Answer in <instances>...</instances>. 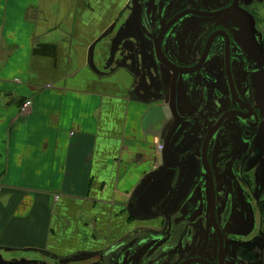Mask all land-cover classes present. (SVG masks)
I'll list each match as a JSON object with an SVG mask.
<instances>
[{"label": "crops", "instance_id": "0c3cea01", "mask_svg": "<svg viewBox=\"0 0 264 264\" xmlns=\"http://www.w3.org/2000/svg\"><path fill=\"white\" fill-rule=\"evenodd\" d=\"M125 7L0 0V264H94L141 222L126 207L156 138L138 127Z\"/></svg>", "mask_w": 264, "mask_h": 264}, {"label": "flooded vegetation", "instance_id": "af4514ba", "mask_svg": "<svg viewBox=\"0 0 264 264\" xmlns=\"http://www.w3.org/2000/svg\"><path fill=\"white\" fill-rule=\"evenodd\" d=\"M137 3L122 34L140 58L138 127L167 109L151 129L154 149L170 143L168 182L148 185L152 218L115 242L135 252L93 262L264 264V0Z\"/></svg>", "mask_w": 264, "mask_h": 264}, {"label": "water", "instance_id": "95a60500", "mask_svg": "<svg viewBox=\"0 0 264 264\" xmlns=\"http://www.w3.org/2000/svg\"><path fill=\"white\" fill-rule=\"evenodd\" d=\"M137 0H128V2L126 3V7H125V11L129 12L130 10H132V8L135 6V10L137 11ZM138 12L135 13V16L133 17V24H135V27L139 28L140 27V22H139V18H138ZM126 22V21H125ZM125 22L124 24L121 26L122 28V32H123V28H125ZM112 27H110L109 29H107V31H105V33L102 35V37L108 35L111 31ZM122 35V33H121ZM123 38L118 37L117 39V44L119 43L120 40H122ZM125 39L128 41V43H132L135 42L134 37L131 36H126L125 35ZM124 40V39H123ZM92 48H93V44L89 47L88 50V66L92 69L95 70L93 65H92ZM130 48L127 49V52L130 53ZM158 112V113H157ZM167 118V109L165 107L160 108V109H153L151 113H147L146 115H144L142 117V121H141V128H145L148 127V129L143 130V132L146 135H149L151 137H156V132H154L151 129L152 124H155L156 122H159L158 120L161 117ZM166 141L168 142V137L166 139ZM169 143V142H168ZM170 144V143H169ZM169 144H163V149H160V151L158 153H155V158H156V162L157 165L156 167H153L151 169L150 172L146 173L143 178L140 180V182L137 184V186L134 188L132 194L130 195L129 199H128V203H127V207H126V212L127 215L131 218L134 219L135 221H145V220H150L152 218V214H151V210L147 207V205L144 203L145 202V198L143 195L145 193V190L148 188V185L150 183H152L153 181L157 180V177L159 176V174H161L162 172V178L163 177H167L168 175V160H169ZM165 146V147H164ZM161 163L163 164V166H161ZM159 179V182H165L164 184H167V180H163ZM167 181V182H166ZM144 203V204H143ZM174 202L169 201L167 202V206L168 205H173ZM144 228V227H141ZM133 230H138V228L132 229ZM135 252V249L133 248H126L123 247L122 245H120L119 243H112L110 246L106 247L105 249H102L101 251L98 252V255L102 260H104L105 262H111L112 260H114L115 258H128L130 257L133 253ZM88 257H71L70 262H76V261H81L83 259H86ZM0 261H1V257H0ZM62 262H68L66 260L62 261ZM28 264H36V262L34 261H30L27 262Z\"/></svg>", "mask_w": 264, "mask_h": 264}, {"label": "built area", "instance_id": "2783aa9c", "mask_svg": "<svg viewBox=\"0 0 264 264\" xmlns=\"http://www.w3.org/2000/svg\"><path fill=\"white\" fill-rule=\"evenodd\" d=\"M29 108H30V101L26 99L20 104L18 108V113L21 115H25L29 111ZM159 150H160V146L155 145V151L158 152Z\"/></svg>", "mask_w": 264, "mask_h": 264}, {"label": "rangeland", "instance_id": "374dc122", "mask_svg": "<svg viewBox=\"0 0 264 264\" xmlns=\"http://www.w3.org/2000/svg\"><path fill=\"white\" fill-rule=\"evenodd\" d=\"M93 61H94V58H93ZM25 100H26V99H25ZM23 101H24V100H23ZM23 101H22V102H23ZM30 105H31V102H30ZM1 257H3V258H4V257H5V255H3V253H2V254H1Z\"/></svg>", "mask_w": 264, "mask_h": 264}]
</instances>
